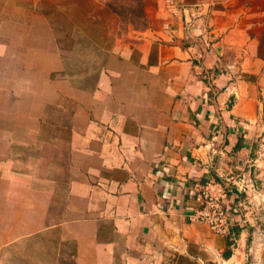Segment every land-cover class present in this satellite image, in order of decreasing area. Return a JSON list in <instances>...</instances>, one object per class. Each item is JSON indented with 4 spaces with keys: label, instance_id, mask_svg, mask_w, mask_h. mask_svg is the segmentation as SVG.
<instances>
[{
    "label": "crops",
    "instance_id": "obj_1",
    "mask_svg": "<svg viewBox=\"0 0 264 264\" xmlns=\"http://www.w3.org/2000/svg\"><path fill=\"white\" fill-rule=\"evenodd\" d=\"M93 1L0 0V264L234 260L189 214L208 181L264 197V0H142L76 70L58 18Z\"/></svg>",
    "mask_w": 264,
    "mask_h": 264
},
{
    "label": "rangeland",
    "instance_id": "obj_2",
    "mask_svg": "<svg viewBox=\"0 0 264 264\" xmlns=\"http://www.w3.org/2000/svg\"><path fill=\"white\" fill-rule=\"evenodd\" d=\"M69 5L70 8L65 7L61 10L65 15L61 16L60 19L58 18V20H60L65 26H69L71 29L70 34L73 28L75 30L76 63L71 65V67L76 70H81L84 66H88L87 64L84 65L89 61L88 57L90 58L89 62L90 67L92 68H96L98 66L97 64H99V60L102 58L99 50L93 47H88L89 43L105 41L107 44H110L115 34L114 30L117 28L124 29L129 23L137 27L142 26V18L140 14L143 6L142 0H94L89 5H86V3L82 5L80 2ZM99 7L103 8V10L106 9V12L99 14L98 12L93 11L91 12V15H85L83 8L86 10H94ZM73 24H75V26ZM107 29L110 34L105 38L104 36L106 34L104 32H106ZM84 45L87 47L84 48ZM78 58L83 59L78 62ZM242 177L243 175L239 174L229 180H225L223 183L227 190L228 204L230 206H234L238 203L241 205L238 212L231 215L229 234L224 235L225 239L230 243L229 248H233L234 251H236V257L231 261L225 258H220L221 264H264V253L262 252L264 248V240H258L257 236V231L262 228L264 229V222L262 221L264 204H258V202L252 200L250 195L246 194V191L245 193L243 190L239 191L236 189L233 184ZM254 187L257 192H260V189L258 191L256 184H254ZM261 204L263 205L261 206ZM194 223L208 227L200 222ZM225 249L226 248L221 251L222 254L225 252ZM188 251L190 254H199V251L195 246H188ZM170 261V257L166 258V263H169ZM18 262L13 264H17ZM123 264L129 263L125 261ZM178 264L213 263L207 261L205 256L200 255L199 257H182V259L178 261Z\"/></svg>",
    "mask_w": 264,
    "mask_h": 264
},
{
    "label": "built area",
    "instance_id": "obj_3",
    "mask_svg": "<svg viewBox=\"0 0 264 264\" xmlns=\"http://www.w3.org/2000/svg\"><path fill=\"white\" fill-rule=\"evenodd\" d=\"M236 189L243 190L250 195L252 200L258 204H264V197L256 191L250 181L243 177L239 178L233 184ZM195 202L196 206L189 214L191 222H200L209 227V229L218 235L229 234L231 223V215L238 212L241 204L230 206L227 202L226 187L216 181H208L195 186ZM261 204V206L263 205ZM264 222V215L262 216ZM258 240H264V229L257 231Z\"/></svg>",
    "mask_w": 264,
    "mask_h": 264
},
{
    "label": "trees",
    "instance_id": "obj_4",
    "mask_svg": "<svg viewBox=\"0 0 264 264\" xmlns=\"http://www.w3.org/2000/svg\"><path fill=\"white\" fill-rule=\"evenodd\" d=\"M229 244L230 243L227 241V246H229ZM230 255H231V252L227 248V250H225V252L223 253V258L227 259V258H229Z\"/></svg>",
    "mask_w": 264,
    "mask_h": 264
}]
</instances>
